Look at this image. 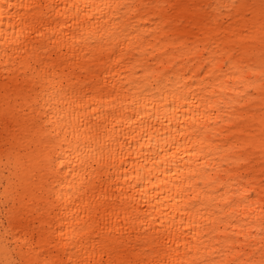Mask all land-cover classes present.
<instances>
[{
  "label": "snow or ice",
  "instance_id": "snow-or-ice-1",
  "mask_svg": "<svg viewBox=\"0 0 264 264\" xmlns=\"http://www.w3.org/2000/svg\"><path fill=\"white\" fill-rule=\"evenodd\" d=\"M10 10L0 264H264V0Z\"/></svg>",
  "mask_w": 264,
  "mask_h": 264
},
{
  "label": "bare ground",
  "instance_id": "bare-ground-1",
  "mask_svg": "<svg viewBox=\"0 0 264 264\" xmlns=\"http://www.w3.org/2000/svg\"><path fill=\"white\" fill-rule=\"evenodd\" d=\"M13 2H16V0H13ZM21 2L26 3V4L27 3H38V2H41V0H21ZM43 2H45V3H56V4H59V5L63 6L64 4H72V3H77V2L80 3V4H83L85 2H89V3L95 2L97 4H101V3H105V2H114V0H43ZM134 2H137V3H152V2H158V3H192V2H194V0H134ZM13 11H15V10H10L7 14L3 15L2 17H0V34L10 33L12 31V24L17 23L16 20H11L10 21V19H9V17L12 15ZM21 11L24 12V13H27L29 10L23 9ZM11 47L12 46L10 45L9 48H11ZM5 59H7V58L4 56V45H3V43H0V120H1L0 126H1L2 130H3V94H2V89H3V79H4L3 61ZM172 86L175 87V85H172ZM129 109L130 110L128 111L127 114L128 115H133V112L131 111V106H129ZM106 110L110 111V109H106ZM148 111H152L151 105L148 106ZM141 114L143 115V113H141ZM162 115H163V112H161V116ZM152 123H155L154 119L152 120ZM173 123H175V122H173ZM256 124L257 125L259 124L258 102H257ZM109 127H111V125H109ZM118 127H123V126L121 125V126H118ZM157 127L159 128V134L158 135L163 137V135L165 134V128L160 126V125H157ZM124 130L128 131L127 128H125ZM255 131L259 132L260 128L256 127ZM0 136H2V135L0 134ZM123 139H124V137L122 135H118L117 136V140H123ZM0 142H2V140H0ZM152 144H153V150H155V146L157 144V139L155 137H153ZM163 146L164 145L161 144V147H163ZM33 147L37 148V152H39V148L37 147V145L34 144ZM111 147L118 150V144L117 143H113L111 145ZM133 147L135 148V142H133ZM146 150H147V145H145V151ZM180 155L184 156V153L182 152ZM213 155H214L215 159H219V156L217 154L214 153ZM3 156H4V154H3ZM137 158H138L137 154L134 151L132 159L135 160ZM67 159L72 161L71 167H74V168H78L79 167L78 162L76 160H74L71 156H68ZM188 159L189 158L187 156H184V160H182L180 162L182 169L184 167V161L188 160ZM195 159H196V157H192L193 161H195ZM256 163H258V160L256 161ZM126 166L131 168L133 166L132 162L129 161ZM193 167H195L194 163H193ZM67 171H68V169L66 168L65 172L67 173ZM185 174H187L186 171H185ZM156 175H159L161 177V179L168 181V183L163 184V185L160 186L161 197H163V192L164 191H166L168 188H173V183H174L175 178L174 177L165 176L162 172H157ZM73 179H74V177L72 175H70V174L67 175V181H72ZM225 179L229 183H231V188H232L233 191H235L236 188H237V185L235 183H232V178L225 177ZM151 187H152L151 185L148 186L149 195L150 196L152 195V193L150 191ZM174 192H175V189L173 188V194H174ZM217 199H219V196H217ZM153 203H155V201H153ZM164 211H167V209L165 208ZM158 226L159 225L157 224V227ZM254 243L256 244V248L253 249L252 251L255 253V258L258 260L259 257H260L259 238H257V240L254 241Z\"/></svg>",
  "mask_w": 264,
  "mask_h": 264
},
{
  "label": "rangeland",
  "instance_id": "rangeland-1",
  "mask_svg": "<svg viewBox=\"0 0 264 264\" xmlns=\"http://www.w3.org/2000/svg\"><path fill=\"white\" fill-rule=\"evenodd\" d=\"M1 122V120H0ZM0 134H3V130L0 126ZM4 149H3V143L0 142V196L3 194L4 186L8 182L7 177L10 175V173L5 171V166H4ZM0 249H2V246H0ZM0 259H4V255L2 250H0Z\"/></svg>",
  "mask_w": 264,
  "mask_h": 264
}]
</instances>
